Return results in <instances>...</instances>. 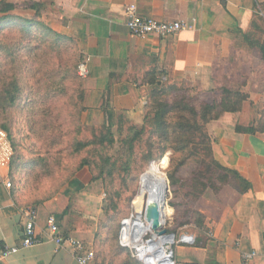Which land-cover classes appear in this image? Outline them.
Returning a JSON list of instances; mask_svg holds the SVG:
<instances>
[{
    "label": "crops",
    "instance_id": "crops-1",
    "mask_svg": "<svg viewBox=\"0 0 264 264\" xmlns=\"http://www.w3.org/2000/svg\"><path fill=\"white\" fill-rule=\"evenodd\" d=\"M28 1L39 3L42 20L73 39L86 59L89 74L83 79L87 93L83 118L93 125L115 121L122 114L141 124L148 98L158 88L152 82L155 74H161L165 83L195 85L207 103L220 99L224 88L249 95L241 112L225 113L208 129L215 160L237 171L250 189L243 193L236 185L225 187L220 195L222 207L208 202L207 210H201L207 233L200 246H195L194 235L193 242L182 239L181 246L172 250L182 264H264V134L241 130L255 125L258 110L264 108V55L259 47L264 36L258 32L264 34V0ZM131 5L142 17L185 21L192 28L166 39L137 38L127 28L126 9ZM9 178L11 167L0 169V253L21 245L25 207L37 210V233L44 242L0 262L79 264L69 246L58 248L43 235L49 217L55 216L65 235L84 243L90 240L91 229L84 222L69 225L72 218L63 216L68 200L60 196L40 205L23 204L18 190L5 187ZM80 215L89 219L85 213ZM252 253L256 255L244 260V254Z\"/></svg>",
    "mask_w": 264,
    "mask_h": 264
},
{
    "label": "rangeland",
    "instance_id": "rangeland-1",
    "mask_svg": "<svg viewBox=\"0 0 264 264\" xmlns=\"http://www.w3.org/2000/svg\"><path fill=\"white\" fill-rule=\"evenodd\" d=\"M21 1L23 2L24 0ZM258 32L264 36L262 31ZM5 39H9V37ZM0 58L1 90L3 85L11 82L14 72H17L22 62L19 61L17 68H15L14 62L11 64L8 60V62L4 61L7 58L6 53H1ZM66 59L69 60L70 57H66ZM59 60L52 59L53 63ZM55 68L56 65L51 64L38 66L36 73L32 72L31 75L25 77V81L37 92L36 98L39 101L37 107L40 113L38 114L37 125L29 124L32 136L25 140L24 134H20L18 137L20 143L16 145L18 155L25 158L35 156L36 159L31 173L19 172L14 180L10 179L12 181L11 189L14 188L15 190L18 188L21 190L19 192L20 201L23 204L40 205L43 202L64 196L68 200V206L63 216L67 215L72 218L69 225L75 226V222L77 225L84 222L86 227L91 229L90 240L86 245L90 249L93 248L96 254L95 259L97 251L100 252L98 259H96V264H129L130 260L143 263L135 249L122 245V225L124 221L133 216L132 202L138 192L141 179L154 174L162 176L161 173H164L165 175H163L167 178L170 187L164 210V229L167 230L168 235L175 234L176 236L175 244H167L165 249L169 251L172 248H179L181 246L179 245L180 241L186 236L195 235L198 240L203 241L207 231L204 228L205 215L201 210L207 208L208 202L210 205L222 207L221 192L230 185H218L215 188H209L204 196L194 200L192 195H188L191 191L188 186L191 184L195 173L202 167H199L192 159L187 163L188 165L177 170L182 158L180 155H174L172 150H169L163 158L146 162L144 157L148 148L145 140L143 144H139V142L136 144L135 155L130 161L131 171L126 174L123 165L128 160H125L124 156H128L129 151L127 146L123 145L122 139L131 138L135 131L140 129L139 120L120 123V115L115 121L105 120L97 125L86 122L85 118H83L85 113L83 112L84 105H80L79 83L70 79L67 82V89L60 88ZM61 76L63 77L62 74ZM78 77L80 76L78 75ZM176 85V91L169 95V97L172 95V99L177 98V95L185 90L188 91V94L202 99L195 85L186 82ZM50 86L52 88H49ZM232 90L245 92L241 89ZM206 98L208 97L206 96ZM203 101L205 102V100ZM55 103H57L58 107L53 113L49 109V105ZM263 112L264 108L258 110L257 114L260 117L258 122L262 120ZM4 118L3 112L0 111V127ZM51 122L53 124L57 122L64 127L58 132V134L63 132V135L62 138L56 141L58 145L55 147H50L49 145L52 142L51 138L43 139L44 137L41 136L46 128L51 126ZM131 127L135 129L133 130ZM121 129L122 133L120 132ZM108 131L112 132L115 138V144L112 147L101 148L96 145H88L86 149L79 153L75 151L76 143L95 142L96 138L105 136ZM24 132L27 134V130H24ZM46 134L45 137L47 136ZM15 137L17 138V136ZM11 145L14 149L12 142ZM101 154L104 155V158L106 157L113 161L119 160L116 170L117 174L114 178L108 177L107 171L111 168V164L101 162ZM84 159L104 167L106 181H104V178L94 179L99 169L96 173H93L89 167L77 170L78 165ZM158 165H161L159 171L156 169L153 172H147L155 169ZM20 170L18 168V171ZM171 176H174L178 182L176 193L171 189L169 179ZM89 197H94L95 200H88L87 198ZM63 202L66 204L65 200ZM172 205H176V207L174 208ZM84 213L89 216V219H85L80 215H84ZM106 229H109L108 232ZM151 238L152 234H148L145 237V241ZM182 247L184 250L185 246ZM181 252L182 250H180Z\"/></svg>",
    "mask_w": 264,
    "mask_h": 264
},
{
    "label": "trees",
    "instance_id": "trees-1",
    "mask_svg": "<svg viewBox=\"0 0 264 264\" xmlns=\"http://www.w3.org/2000/svg\"><path fill=\"white\" fill-rule=\"evenodd\" d=\"M261 9L264 11V3L261 4ZM24 11H32L35 15L32 17L24 15V13H21ZM41 17L42 9L39 3L28 0L23 2L21 0L0 1V54L6 53L7 58L4 61L8 60L11 64L14 62L15 68H17L19 61L22 62L17 72H14L11 82L3 85L0 90V111L3 112L5 117L0 128L7 132L16 153H14L15 156L11 163V178L13 180L19 172L31 173L36 162L35 156L25 158L18 155V149L16 148V145L20 143L18 140L20 134H24L25 140L32 136L29 124L36 126L38 114L40 113L37 107L39 104L38 98H36L37 92L25 81L27 75H31L32 72L36 73L38 66L56 65L55 73L57 81L60 83L59 87L67 89V82L70 79L79 83L80 105H84L83 112L87 110L85 104L87 93L84 81L78 77L79 66L86 59L80 54L73 39L51 29ZM8 37L9 39H5ZM259 47L264 55V45L262 46L259 43ZM66 57H70V59L67 60ZM54 58L60 60L53 63L52 59ZM161 78V74H155L153 78L152 82L154 85H158V88L151 92L144 107V120L139 124L140 129L136 130L131 138L122 139L123 145L127 146L129 151L128 156H124V159L128 160L123 165L125 173L131 171L130 161L135 155L136 144L138 142L143 144L145 140L148 148L144 157L146 162L163 158L169 150H172L174 155H180L182 158L177 170L188 165L187 163L192 159L199 167H202L195 173L191 184L188 186L191 189L188 195H192L194 200L204 196L209 188H215L218 185H236L243 193L247 192L250 189L249 183L237 171L223 167L215 160L208 125L219 120L225 113L241 112L245 102L249 100V95L242 91L224 88L221 91L220 99L207 103L198 96L188 94V91L185 90L183 93H179L177 98L172 99V95L171 97L169 95L176 91L175 87L177 85L165 83L161 81ZM49 88H52V86ZM57 107V103L49 105V109L53 113ZM10 115L11 117H9ZM120 120V123L133 121L127 114H122ZM52 124L53 122L41 136L44 137L43 139L51 138L52 142L49 145L55 147L58 145L56 141L62 138L63 135V132L60 134L58 132L64 127L57 122ZM131 129L134 130L135 128L131 127ZM24 130H27V134ZM241 130L247 133L264 134V112L262 120L249 128ZM120 132L122 133V129ZM114 144L115 138L112 132L108 131L105 136L96 138L95 142L76 143L75 151L79 153L86 149L88 145L105 148L112 147ZM103 158L104 155L101 154V162L111 164V168L107 171L108 177L114 178L117 174L119 160L113 161L106 157ZM85 167H89L93 173H96L99 169L94 179L104 178V181H106L104 167L84 159L78 165L77 170ZM18 168L21 170L18 171ZM169 179L171 189L176 193L178 182L174 176ZM16 190L21 191L18 188ZM172 206L176 207V205ZM106 230L108 232L109 229ZM200 244V240L197 239L195 246L198 247ZM99 254L100 252L97 251L96 259H98ZM129 264L143 263L130 260Z\"/></svg>",
    "mask_w": 264,
    "mask_h": 264
},
{
    "label": "built area",
    "instance_id": "built-area-1",
    "mask_svg": "<svg viewBox=\"0 0 264 264\" xmlns=\"http://www.w3.org/2000/svg\"><path fill=\"white\" fill-rule=\"evenodd\" d=\"M128 17L127 28L130 33L141 39H149L156 37L158 39H166L177 33L191 29L192 25L185 21L163 22L149 17H142L137 11L135 5H131L126 9ZM86 63H82L78 69V75L84 79L88 76ZM14 157V149L11 145L10 138L3 129L0 128V169H10L12 159ZM5 186L8 189L12 187V181L7 179ZM23 215V237L21 245L18 247L6 248L0 253V259H6L17 254L21 249H27L40 245L44 242L43 238L38 236V213L34 207H25L22 210ZM43 235L52 241L58 248L69 246L75 255V259L79 264H90L95 260V252L88 248L86 243L76 238L65 235L57 222L55 216H50L47 221V228L43 231ZM183 241L193 242V238L186 236ZM166 250V249H165ZM169 253L172 262L170 264H182L174 258L173 250ZM256 254H244V260L253 258Z\"/></svg>",
    "mask_w": 264,
    "mask_h": 264
},
{
    "label": "bare ground",
    "instance_id": "bare-ground-1",
    "mask_svg": "<svg viewBox=\"0 0 264 264\" xmlns=\"http://www.w3.org/2000/svg\"><path fill=\"white\" fill-rule=\"evenodd\" d=\"M155 169L159 171L161 165L156 166ZM161 174L162 176L154 174L141 179L138 192L132 202L133 216L122 225V245L135 249L138 257L148 264H170V255L164 248L170 239L155 237L152 225L146 219L147 209L163 197L167 178L164 173ZM148 234L155 237L150 244H146L145 241Z\"/></svg>",
    "mask_w": 264,
    "mask_h": 264
},
{
    "label": "water",
    "instance_id": "water-1",
    "mask_svg": "<svg viewBox=\"0 0 264 264\" xmlns=\"http://www.w3.org/2000/svg\"><path fill=\"white\" fill-rule=\"evenodd\" d=\"M170 192V187H169V182L166 179L164 188H163V197L162 199L159 200V202H156L153 204L152 207L148 208L146 211V219L148 220V222L151 223L153 231L155 233V237H157L158 239L161 238H168L170 239V241L168 242V244L173 245L175 244V234H170L168 235L167 230L164 229V210L167 204V198ZM123 231V228H122ZM154 236H152V238L148 241H146V244H150L154 239ZM121 239H122V232H121ZM164 244H166V242H164ZM165 248V247H164ZM141 260V259H140ZM144 264H148L147 262L141 260ZM169 262L171 263L172 260L171 258H169ZM0 264H3L2 262H0Z\"/></svg>",
    "mask_w": 264,
    "mask_h": 264
}]
</instances>
